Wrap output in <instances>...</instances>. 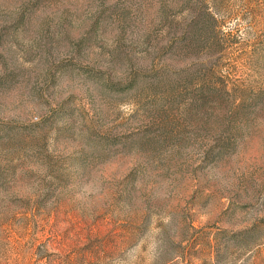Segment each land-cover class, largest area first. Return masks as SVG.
Segmentation results:
<instances>
[{"label":"rangeland","instance_id":"rangeland-1","mask_svg":"<svg viewBox=\"0 0 264 264\" xmlns=\"http://www.w3.org/2000/svg\"><path fill=\"white\" fill-rule=\"evenodd\" d=\"M0 264H264V0H0Z\"/></svg>","mask_w":264,"mask_h":264}]
</instances>
